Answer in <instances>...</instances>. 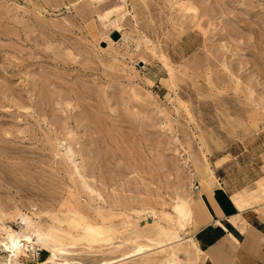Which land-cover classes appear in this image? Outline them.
I'll return each instance as SVG.
<instances>
[{
	"label": "rangeland",
	"instance_id": "obj_1",
	"mask_svg": "<svg viewBox=\"0 0 264 264\" xmlns=\"http://www.w3.org/2000/svg\"><path fill=\"white\" fill-rule=\"evenodd\" d=\"M218 176L244 185L239 209L264 200V0H0V238L197 264L193 186ZM22 244L25 264L48 257Z\"/></svg>",
	"mask_w": 264,
	"mask_h": 264
},
{
	"label": "crops",
	"instance_id": "obj_2",
	"mask_svg": "<svg viewBox=\"0 0 264 264\" xmlns=\"http://www.w3.org/2000/svg\"><path fill=\"white\" fill-rule=\"evenodd\" d=\"M218 176L207 191L194 192L210 219L192 232L199 248L197 264H264V200L239 209L232 196L244 188Z\"/></svg>",
	"mask_w": 264,
	"mask_h": 264
},
{
	"label": "bare ground",
	"instance_id": "obj_3",
	"mask_svg": "<svg viewBox=\"0 0 264 264\" xmlns=\"http://www.w3.org/2000/svg\"><path fill=\"white\" fill-rule=\"evenodd\" d=\"M115 8L120 9L122 8V6H117ZM113 10L114 9L108 10L105 14H103V17L105 16V18H108L109 16H111ZM187 205H188L187 203H177V205L174 207L176 210V213L180 216L189 215L190 211L184 208V206H187ZM180 224H185V222L184 221L180 222ZM4 231H5L6 236H2L0 238V244L2 245V247L5 248V252L9 254L6 255V261L2 264H25L20 259V255L26 254V251L21 248V246L23 245L22 241L24 240H27L29 243H31L32 246L36 245L38 247L46 249L49 252L48 257L46 259L40 260L37 264H56V262L59 260L62 262L61 263L59 262L58 264H74L67 258V256L70 255L71 253L68 250H66L64 247L48 246L47 245L48 237L46 236L41 235L40 238L35 240V239H32L31 236H29L26 231H21V232L16 231L13 228L7 227V226H4ZM172 244H173V241L171 240V238H169L166 241L160 242V244H158L157 247L155 248H159L162 251V250H166L167 248H170ZM149 250L151 249L148 246H141L137 250H135L134 253H131L129 257L144 254ZM125 258L126 257H123L122 259H125ZM164 263L181 264L177 258L172 257V256L166 258Z\"/></svg>",
	"mask_w": 264,
	"mask_h": 264
},
{
	"label": "water",
	"instance_id": "obj_4",
	"mask_svg": "<svg viewBox=\"0 0 264 264\" xmlns=\"http://www.w3.org/2000/svg\"><path fill=\"white\" fill-rule=\"evenodd\" d=\"M111 38H112L113 40H117V39L119 38V33H118V32H112V33H111Z\"/></svg>",
	"mask_w": 264,
	"mask_h": 264
},
{
	"label": "built area",
	"instance_id": "obj_5",
	"mask_svg": "<svg viewBox=\"0 0 264 264\" xmlns=\"http://www.w3.org/2000/svg\"><path fill=\"white\" fill-rule=\"evenodd\" d=\"M198 187H199L198 184H195V185L193 186L194 189H198Z\"/></svg>",
	"mask_w": 264,
	"mask_h": 264
}]
</instances>
